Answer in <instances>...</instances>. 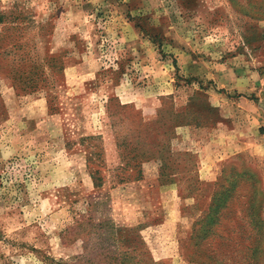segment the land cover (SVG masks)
Returning <instances> with one entry per match:
<instances>
[{
    "label": "rangeland",
    "instance_id": "obj_1",
    "mask_svg": "<svg viewBox=\"0 0 264 264\" xmlns=\"http://www.w3.org/2000/svg\"><path fill=\"white\" fill-rule=\"evenodd\" d=\"M0 264H264V0H0Z\"/></svg>",
    "mask_w": 264,
    "mask_h": 264
},
{
    "label": "crops",
    "instance_id": "obj_2",
    "mask_svg": "<svg viewBox=\"0 0 264 264\" xmlns=\"http://www.w3.org/2000/svg\"><path fill=\"white\" fill-rule=\"evenodd\" d=\"M208 151H209V150H208ZM223 151H225V149H224ZM211 153H212V159H208L209 162H212V160H213V156H214V158L216 157V153H214L213 151H211ZM225 154H227V152H225ZM220 157H223V152L220 153ZM210 177H211V176H210Z\"/></svg>",
    "mask_w": 264,
    "mask_h": 264
}]
</instances>
